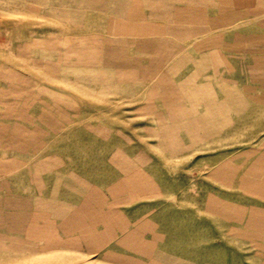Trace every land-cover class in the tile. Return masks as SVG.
Masks as SVG:
<instances>
[{
  "label": "rangeland",
  "instance_id": "rangeland-1",
  "mask_svg": "<svg viewBox=\"0 0 264 264\" xmlns=\"http://www.w3.org/2000/svg\"><path fill=\"white\" fill-rule=\"evenodd\" d=\"M0 264H264V0H0Z\"/></svg>",
  "mask_w": 264,
  "mask_h": 264
}]
</instances>
